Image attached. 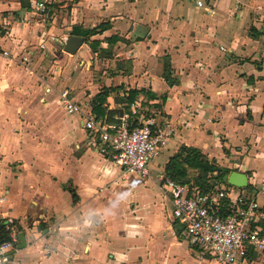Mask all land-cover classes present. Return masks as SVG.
I'll return each mask as SVG.
<instances>
[{"label":"crops","instance_id":"obj_1","mask_svg":"<svg viewBox=\"0 0 264 264\" xmlns=\"http://www.w3.org/2000/svg\"><path fill=\"white\" fill-rule=\"evenodd\" d=\"M48 5L44 21L29 2L0 0V224L8 238L6 219L17 229L3 264H223L191 246L173 220L162 176L182 145L229 169L222 186L255 192L253 223L264 233V0H206L207 8L192 0ZM101 22L110 26L89 39L105 48L116 36L111 54L98 55L83 37ZM72 36L79 44L70 53L64 46ZM165 55L173 85L163 77ZM103 85L122 88L98 115L94 97ZM129 88L156 93L149 117L172 129L146 177L125 172L84 125L87 111L107 122L145 116L142 95L123 109ZM61 90L82 112L65 110ZM232 170L246 173V186L226 182ZM235 264H264V253L251 250Z\"/></svg>","mask_w":264,"mask_h":264},{"label":"built area","instance_id":"obj_2","mask_svg":"<svg viewBox=\"0 0 264 264\" xmlns=\"http://www.w3.org/2000/svg\"><path fill=\"white\" fill-rule=\"evenodd\" d=\"M192 1L199 8H207L206 0ZM48 2L30 0L29 6L45 21L49 12ZM21 19L26 20V14ZM38 46L43 48L44 43L40 42ZM2 54L9 55L5 50ZM22 59L27 61L26 56ZM60 99L67 112H82L66 90L60 91ZM136 108L132 109V114H139ZM84 125L89 131L99 134L105 145L102 152L106 151L125 172L141 177L149 175L150 160L158 154L172 132L168 125L155 127L153 118L149 116L139 114L134 122L128 113H122L117 121L107 122L87 111L84 113ZM162 179L172 205L173 220L182 226L183 237L191 246H198L202 255L223 264H235L251 250L264 253L263 229L253 223L260 208L253 190L239 192L233 187L219 185L209 192L200 193L168 177L162 176ZM261 181L264 182V178ZM5 227L9 238L0 241V264L7 261V251L17 241L16 223L8 218Z\"/></svg>","mask_w":264,"mask_h":264},{"label":"trees","instance_id":"obj_3","mask_svg":"<svg viewBox=\"0 0 264 264\" xmlns=\"http://www.w3.org/2000/svg\"><path fill=\"white\" fill-rule=\"evenodd\" d=\"M18 1L21 7L28 6L29 0ZM109 26L110 24L108 22H101L93 28L82 30L85 41H87L89 47L93 51H96L98 55L102 53L111 54L112 44L115 43L118 38L116 36L107 37V47L103 48L100 46L99 40L89 39V37L97 32H101ZM162 60L163 77L168 85H173L176 79L171 76L172 67L169 57L165 55L162 57ZM120 88H122V85L115 87L103 85L101 87V90L94 97L95 106L93 109L96 110L98 115L103 114V110L99 106L107 99V96L116 93ZM124 93L121 102L123 104V109L127 112H130V105L134 99L140 95L144 97V101L141 103V111L144 113L145 117L153 115V113L148 110L149 108L154 107L156 109L159 106L157 103H148L149 99L158 97L156 93L149 89L129 88ZM161 98L164 100L165 96ZM228 171L229 169L227 167L219 165L215 159L208 158L199 148L190 145L180 146L164 165V174L166 177L178 183L185 184L192 190H198L200 193L209 192L219 184H224L225 175ZM176 233L179 234V230H176ZM7 238V233L0 224V241Z\"/></svg>","mask_w":264,"mask_h":264},{"label":"water","instance_id":"obj_4","mask_svg":"<svg viewBox=\"0 0 264 264\" xmlns=\"http://www.w3.org/2000/svg\"><path fill=\"white\" fill-rule=\"evenodd\" d=\"M79 44V39L75 37H71L68 42L64 46V50L70 53H73L77 46ZM226 182L228 184L237 186V187H243L247 185V175L245 172L242 171H237V170H232L229 172L226 178ZM19 238L22 244L24 243V234L23 232L19 233Z\"/></svg>","mask_w":264,"mask_h":264},{"label":"rangeland","instance_id":"obj_5","mask_svg":"<svg viewBox=\"0 0 264 264\" xmlns=\"http://www.w3.org/2000/svg\"><path fill=\"white\" fill-rule=\"evenodd\" d=\"M44 59H45V57H44ZM48 59H49V60H47V61H48V63H49V61L53 62V60H51V58H48ZM40 62H41V61H40ZM42 65H43V63H42ZM45 70H47V71H48L49 69H45ZM226 187H227V188H229V186H228V185H227Z\"/></svg>","mask_w":264,"mask_h":264}]
</instances>
